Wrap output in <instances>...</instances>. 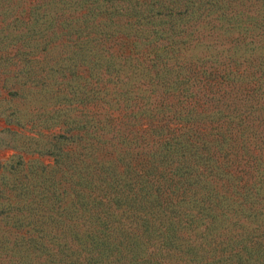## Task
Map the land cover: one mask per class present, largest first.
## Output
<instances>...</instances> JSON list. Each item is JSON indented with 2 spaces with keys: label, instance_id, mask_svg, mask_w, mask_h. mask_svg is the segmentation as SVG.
<instances>
[{
  "label": "trees",
  "instance_id": "1",
  "mask_svg": "<svg viewBox=\"0 0 264 264\" xmlns=\"http://www.w3.org/2000/svg\"><path fill=\"white\" fill-rule=\"evenodd\" d=\"M0 90V264H264V0H0Z\"/></svg>",
  "mask_w": 264,
  "mask_h": 264
},
{
  "label": "rangeland",
  "instance_id": "2",
  "mask_svg": "<svg viewBox=\"0 0 264 264\" xmlns=\"http://www.w3.org/2000/svg\"><path fill=\"white\" fill-rule=\"evenodd\" d=\"M5 94H6L5 92L3 93L0 90V158L2 160H9L15 154H19V153L7 149L5 147L6 143H4L5 141H8L10 138H12V136L8 132H6V129L9 128L6 122V118L7 115L11 113V110L10 109L7 110L9 105L7 104V100L4 99ZM13 129L16 130V127H13ZM15 138L17 139V141H19L20 135L15 136Z\"/></svg>",
  "mask_w": 264,
  "mask_h": 264
}]
</instances>
